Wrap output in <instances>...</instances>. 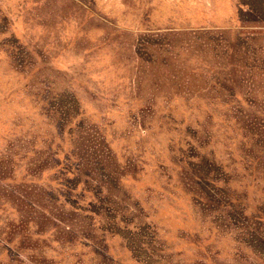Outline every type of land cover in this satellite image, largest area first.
Wrapping results in <instances>:
<instances>
[{
  "label": "rangeland",
  "instance_id": "rangeland-1",
  "mask_svg": "<svg viewBox=\"0 0 264 264\" xmlns=\"http://www.w3.org/2000/svg\"><path fill=\"white\" fill-rule=\"evenodd\" d=\"M0 264H264V0H0Z\"/></svg>",
  "mask_w": 264,
  "mask_h": 264
}]
</instances>
